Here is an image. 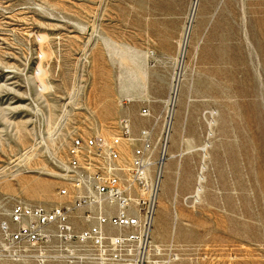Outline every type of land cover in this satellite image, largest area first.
<instances>
[{"label": "rangeland", "instance_id": "1", "mask_svg": "<svg viewBox=\"0 0 264 264\" xmlns=\"http://www.w3.org/2000/svg\"><path fill=\"white\" fill-rule=\"evenodd\" d=\"M170 3L190 27L179 65L178 43L155 34ZM174 108L161 260L264 264V0H0V223L18 202L65 200L54 158L76 136L110 138L127 119L131 152L148 129L158 157Z\"/></svg>", "mask_w": 264, "mask_h": 264}, {"label": "built area", "instance_id": "2", "mask_svg": "<svg viewBox=\"0 0 264 264\" xmlns=\"http://www.w3.org/2000/svg\"><path fill=\"white\" fill-rule=\"evenodd\" d=\"M176 85L174 79L173 97ZM171 123L170 112L158 157L151 131H140L126 169L119 147L132 136L129 120H119L110 138L74 137L64 157L54 158L58 195L65 200L49 208L14 204L0 223V264H165L152 231Z\"/></svg>", "mask_w": 264, "mask_h": 264}, {"label": "crops", "instance_id": "3", "mask_svg": "<svg viewBox=\"0 0 264 264\" xmlns=\"http://www.w3.org/2000/svg\"><path fill=\"white\" fill-rule=\"evenodd\" d=\"M170 6H171L170 10L176 9L177 12L159 14L162 18V23L156 28L155 34L158 36L157 39L160 41H168L173 44L178 43V49H179V41L183 37L185 33V28H186L185 27V11H184V8L181 9L179 6H177V8L176 7L174 8L173 7L174 5L172 3H170ZM153 33H154V30H153ZM169 56H172V55H169ZM177 151H178V147L170 151L169 154H176ZM176 158L177 157L167 158V160L172 161V160H176ZM152 240H153V231H152ZM149 264H152V263L149 262Z\"/></svg>", "mask_w": 264, "mask_h": 264}, {"label": "bare ground", "instance_id": "4", "mask_svg": "<svg viewBox=\"0 0 264 264\" xmlns=\"http://www.w3.org/2000/svg\"><path fill=\"white\" fill-rule=\"evenodd\" d=\"M196 10H197V8H196ZM189 36H190V27L188 28L186 26L185 33H184L183 37L181 38V40L179 41L178 56H177V59H176L177 65H179L181 57H183L184 54H185V50H186V47H187V44H188ZM175 95H176V88H175ZM174 98H175V96L172 98V103H171L172 106L176 105L175 102H174ZM175 112H176V109L175 108L171 110L172 119L174 117ZM172 124L173 123L170 124L171 129H172ZM170 136L171 135H169V138H170ZM131 141H133V139H131V138L128 139V140H125V141L122 142L121 146L119 147V151H120V155H121V158L119 160V163L125 169L128 167V164L130 163L131 157H132L131 146L133 144L132 143H129ZM168 145H167V149H166V156H165V158L167 159V158L178 157V152L176 154H169L168 157H167ZM204 149H205V147L202 148L203 151H204ZM203 158H204V155H203ZM165 164H166V160L164 161V165H163V174H164ZM201 166H203V165H201ZM162 181H163V178H162ZM162 181H161V189H162ZM201 181H202V179L199 178V183ZM200 191H201L200 188H197L196 191H195L194 197L196 198V200L199 198ZM160 195H161V191H160V194H159V198H160ZM159 198H158V203H157V209H158V204H159ZM56 204H59V203H56ZM154 224H155V222H154ZM153 230H154V227H153ZM149 262L153 264V261L150 260Z\"/></svg>", "mask_w": 264, "mask_h": 264}]
</instances>
